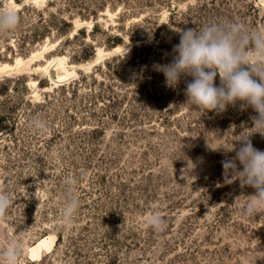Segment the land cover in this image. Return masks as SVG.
<instances>
[{"label":"rangeland","instance_id":"374dc122","mask_svg":"<svg viewBox=\"0 0 264 264\" xmlns=\"http://www.w3.org/2000/svg\"><path fill=\"white\" fill-rule=\"evenodd\" d=\"M4 7L20 22L0 32V187L14 201L0 251L18 242L20 264H264V209L242 213L254 189L221 163L255 113L239 101L202 113L186 102L191 77L171 88L157 70L179 29L231 21L264 32V0ZM251 139L264 150V136ZM72 196L80 206L69 227L62 209ZM153 213L163 231L145 226Z\"/></svg>","mask_w":264,"mask_h":264},{"label":"clouds","instance_id":"9594fccd","mask_svg":"<svg viewBox=\"0 0 264 264\" xmlns=\"http://www.w3.org/2000/svg\"><path fill=\"white\" fill-rule=\"evenodd\" d=\"M19 22L16 10L0 8V32L15 29ZM177 31L179 42L173 47L171 62L157 66L166 86L175 88L182 78L191 77L186 80V102L204 109L202 113L223 111L238 101L242 108H251L255 113L250 117L252 131L232 142L229 151H234L235 156L221 162L226 177L238 173L236 179L241 186L254 189L250 195L254 199L242 208L244 215L253 216L264 209V150L255 148L251 139L256 133L264 136V32L249 33L241 24L231 21ZM65 182L70 186L75 184L73 179ZM13 202L0 187V219ZM79 206L76 196L65 201L62 209L65 225L71 226ZM144 224L154 231H163L165 218L159 213L149 214ZM21 255V245L11 241L0 251V260L3 264H20Z\"/></svg>","mask_w":264,"mask_h":264},{"label":"bare ground","instance_id":"6f19581e","mask_svg":"<svg viewBox=\"0 0 264 264\" xmlns=\"http://www.w3.org/2000/svg\"><path fill=\"white\" fill-rule=\"evenodd\" d=\"M54 60V59H53ZM52 62V61H51ZM61 63H62V61L60 60V59H55L54 61H53V64H51V65H53V66H56L57 68L58 67H61ZM58 77V76H57ZM66 74L65 73H60L59 74V78L57 79V80H55L56 82H58V83H60L58 80H60V81H62V80H65L66 79ZM53 79V78H52ZM54 82V81H53ZM62 83V82H61ZM56 84V83H55Z\"/></svg>","mask_w":264,"mask_h":264},{"label":"trees","instance_id":"16d2710c","mask_svg":"<svg viewBox=\"0 0 264 264\" xmlns=\"http://www.w3.org/2000/svg\"><path fill=\"white\" fill-rule=\"evenodd\" d=\"M62 238V235L61 234H58L57 235V240H60Z\"/></svg>","mask_w":264,"mask_h":264},{"label":"water","instance_id":"95a60500","mask_svg":"<svg viewBox=\"0 0 264 264\" xmlns=\"http://www.w3.org/2000/svg\"><path fill=\"white\" fill-rule=\"evenodd\" d=\"M51 76H55L54 70L51 71ZM60 84V83H58Z\"/></svg>","mask_w":264,"mask_h":264}]
</instances>
